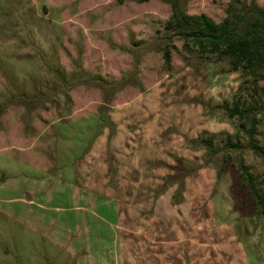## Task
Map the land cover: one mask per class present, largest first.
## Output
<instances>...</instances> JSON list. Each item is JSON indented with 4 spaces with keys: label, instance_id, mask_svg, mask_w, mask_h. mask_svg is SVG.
Wrapping results in <instances>:
<instances>
[{
    "label": "rangeland",
    "instance_id": "1",
    "mask_svg": "<svg viewBox=\"0 0 264 264\" xmlns=\"http://www.w3.org/2000/svg\"><path fill=\"white\" fill-rule=\"evenodd\" d=\"M179 1L222 22L231 0ZM172 13L164 0H0V264H264L241 169L264 190V157L223 109L243 77L186 50Z\"/></svg>",
    "mask_w": 264,
    "mask_h": 264
},
{
    "label": "trees",
    "instance_id": "2",
    "mask_svg": "<svg viewBox=\"0 0 264 264\" xmlns=\"http://www.w3.org/2000/svg\"><path fill=\"white\" fill-rule=\"evenodd\" d=\"M119 4L126 2L147 3L151 0H116ZM168 1L173 13L166 24V30L184 41L189 52H195L201 58L215 56L219 61L228 60L230 72L240 73L243 84L241 95H236L233 104L226 101L223 109L230 119H238L240 129L249 137V147L264 157V147L257 139L260 120L264 119V7L258 0L247 5L244 0H231L226 8V17L222 22L215 21L209 15L190 14L182 8L179 0ZM164 59L169 70L173 69V51L167 47ZM227 135V146L241 150L243 145L239 138L233 140ZM239 137V134L237 135ZM207 147L213 148V139L205 140ZM242 176L250 187V194L255 199L260 212L264 215V190L258 183V176L241 165Z\"/></svg>",
    "mask_w": 264,
    "mask_h": 264
},
{
    "label": "crops",
    "instance_id": "3",
    "mask_svg": "<svg viewBox=\"0 0 264 264\" xmlns=\"http://www.w3.org/2000/svg\"><path fill=\"white\" fill-rule=\"evenodd\" d=\"M26 207H33L36 205V198L34 193L28 194L27 198H23L20 200Z\"/></svg>",
    "mask_w": 264,
    "mask_h": 264
}]
</instances>
